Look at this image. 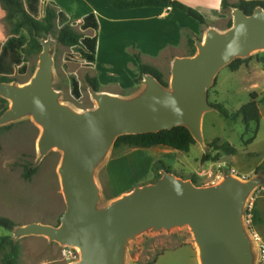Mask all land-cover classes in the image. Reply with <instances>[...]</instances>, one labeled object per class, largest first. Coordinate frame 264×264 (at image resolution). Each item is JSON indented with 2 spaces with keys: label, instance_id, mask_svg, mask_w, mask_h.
<instances>
[{
  "label": "water",
  "instance_id": "95a60500",
  "mask_svg": "<svg viewBox=\"0 0 264 264\" xmlns=\"http://www.w3.org/2000/svg\"><path fill=\"white\" fill-rule=\"evenodd\" d=\"M232 15V27L226 32L210 28L204 41L195 39V56L174 61L172 91L145 75L147 88L138 97L124 100L92 89L97 109L77 113L59 102L47 45L30 83L22 87L0 83L1 97L11 102L0 117V127L31 115L42 129L37 143L41 156L54 149L63 152L58 174L66 210L59 225L17 227L16 239L44 237L50 243L77 248L81 260L72 264H123L124 247L137 234L188 226L200 247L202 264H258V248L245 216L259 180L228 177L219 185L199 187L164 173L155 184L138 187L98 210L93 179L96 165L119 136L184 126L196 142L204 143L203 117L215 110L207 91L216 75L234 60L264 50V8L258 7L250 16L233 8ZM38 41L43 45L41 38Z\"/></svg>",
  "mask_w": 264,
  "mask_h": 264
},
{
  "label": "rangeland",
  "instance_id": "374dc122",
  "mask_svg": "<svg viewBox=\"0 0 264 264\" xmlns=\"http://www.w3.org/2000/svg\"><path fill=\"white\" fill-rule=\"evenodd\" d=\"M226 14V20L207 27L226 32L228 23H233L232 9H227ZM44 18L43 8L40 20ZM80 24V21L71 19L70 25L77 33L90 35V32L80 29ZM11 29L12 25L6 19V12L0 4V50L11 35ZM60 30L61 27L55 20L53 31L41 38L42 50L39 53H25L27 72L24 75L16 73L11 76L8 85L22 87L32 81L40 68L41 55L47 45L48 54L53 60L52 86L59 95V102L77 113H85L98 107L93 98V90L86 81L87 76L99 79L101 89L98 93H106L124 100H132L146 90L144 77L137 81L139 69L137 66L132 67L130 61L123 64L126 66L120 67L122 64L118 65L115 61L116 53L109 50L108 53L102 54L94 67H88L79 59L78 53L59 43ZM25 34L29 38L27 31ZM205 35L197 37V40L204 41ZM184 46V53L181 55L192 57L186 41ZM179 54L170 50L168 55L160 59L158 65L169 83L167 91H172L170 81L174 61L183 58ZM105 61H115L116 64L112 65L120 68L115 71L104 70ZM64 65L68 66V70L64 69ZM70 74H75L80 82V100H76L72 94ZM249 87V84L241 81L240 75L226 66L216 75L214 84L207 91V99L209 103H218L229 113H233L251 100ZM218 92L220 96L217 100ZM8 102L10 106L11 102ZM259 109V134L255 125L247 129L241 119L231 122L216 110L207 112L202 123L204 143L196 142L189 152L160 147H115L114 143L93 172L99 193L97 209L106 208L138 187L155 184L164 173H171L177 178L193 183L195 181L199 187L219 185L228 177H237L246 182L257 179L261 185L250 196L254 198V203L264 202V173L255 174L257 167L264 162V100L259 102ZM41 132V127L31 115L0 127V216L12 220L16 228L33 223L58 226L66 210L58 174L63 152L54 149L42 157L37 148ZM216 138L221 139L220 143L229 142L237 149V153L229 156L213 148L211 143ZM252 138L256 140L249 144ZM204 155L209 158L203 160ZM28 165L37 169L31 181H25L22 176L23 167ZM233 169L237 175L232 173ZM258 230L264 238V229ZM6 235L11 236L13 244L19 249L15 264H72L81 260L77 248L50 243L44 237L28 236L16 239L13 231L9 234L7 230L0 228V238ZM11 250L7 247L0 252V264L7 261ZM123 258V264H200L195 237L188 226L143 231L125 245Z\"/></svg>",
  "mask_w": 264,
  "mask_h": 264
},
{
  "label": "trees",
  "instance_id": "16d2710c",
  "mask_svg": "<svg viewBox=\"0 0 264 264\" xmlns=\"http://www.w3.org/2000/svg\"><path fill=\"white\" fill-rule=\"evenodd\" d=\"M0 4L6 12V19L12 25L11 35L4 42L0 50V83H9L10 77L18 73L24 75L27 72L25 53H39L42 46L38 38L49 35L54 29V21L57 20L61 30L58 34V41L61 45L71 48L79 54V59L88 67H94L96 64L97 49H98V32L99 23L94 13L84 17L80 24L82 31L92 30L93 36L81 35L77 33L70 25L71 17L63 10H59V5L53 0H0ZM112 6L119 10H129L146 7H172L181 12L186 13L190 17L197 20L202 26H208L206 18L195 8L186 6L178 1L171 0H135V1H120L113 0ZM223 9L240 8L246 15L250 16L258 8H264V0H239L236 3H231L230 0H223ZM44 8L45 18L40 20L42 10ZM232 27V21L228 23L227 28ZM25 31L28 32L29 38ZM187 45L191 49V55L196 54L194 34L185 31ZM139 69V82L145 75L153 76L164 88L169 87V83L165 80L164 74L157 68L144 64L141 55L134 54ZM252 57L247 59H236L228 66L232 72L238 71L242 66L248 65ZM64 69L68 70V66L64 65ZM71 82L72 94L76 100L81 98V85L75 74L69 75ZM86 81L89 86L99 92L101 83L97 77L87 76ZM211 104V103H210ZM226 120L236 122L242 120L246 128H251L255 125L258 133L261 113L258 106V95L251 94V100L243 105L238 111L229 113L222 105L218 103L211 104ZM9 109V102L0 98V117ZM252 138L249 144L254 142ZM216 138L211 146L216 150L223 151L226 155L232 156L237 153V149L229 142ZM196 144V140L192 136L187 127H176L173 130L161 131L158 133H148L140 135H123L119 136L115 142V147L125 145L138 149H149L155 147H167L175 151L189 152L191 147ZM209 156L204 155L203 160H207ZM162 164V162H158ZM264 173V162L257 167L255 174ZM37 169L33 166L23 167V179L31 181ZM195 183V181H194ZM197 185V183H195ZM252 223L254 227L262 223L260 213L256 205L252 212ZM0 228L12 232L16 228V224L6 217L0 216ZM10 247L11 253L4 264H15L19 255L18 247L13 244L11 236H3L0 238V252Z\"/></svg>",
  "mask_w": 264,
  "mask_h": 264
},
{
  "label": "crops",
  "instance_id": "0c3cea01",
  "mask_svg": "<svg viewBox=\"0 0 264 264\" xmlns=\"http://www.w3.org/2000/svg\"><path fill=\"white\" fill-rule=\"evenodd\" d=\"M53 1L59 5V10L65 11L68 16L80 23L84 17L94 13L99 23L96 64L100 61L102 54L110 50L116 53L115 61L118 65L122 64L120 67L126 66L123 65L126 61H130L132 67H138L134 57V54L138 53L144 64L159 69L160 59L168 55L170 50L180 53L179 55L184 53L185 31L200 37L206 34L207 29H210L209 27L214 23L227 19L226 10L222 7L223 0H171L197 9L208 21L209 27L202 26L194 18L172 7L171 10L169 7H146L119 11L112 6L113 0ZM238 1L230 0L231 3ZM87 32L91 33L87 36L94 35L92 30ZM101 42L103 43L100 52ZM251 57L248 65L242 66L234 73L240 75L242 82L250 85L248 91L250 99L252 93L258 95L259 106V102L264 100V50L254 53ZM115 61L112 63L105 61L106 69L104 70H118L120 67L116 68L112 65L116 64ZM219 96L220 92L217 93V100ZM255 205L262 219V223L255 229L264 240L258 230V228L264 229V202H256Z\"/></svg>",
  "mask_w": 264,
  "mask_h": 264
},
{
  "label": "built area",
  "instance_id": "2783aa9c",
  "mask_svg": "<svg viewBox=\"0 0 264 264\" xmlns=\"http://www.w3.org/2000/svg\"><path fill=\"white\" fill-rule=\"evenodd\" d=\"M169 10H171V7H169ZM232 173L234 174H238L234 169L232 170ZM254 198L251 197L248 206H247V211H246V216H245V221H246V225L247 228L250 232V235L252 236L257 248H258V252H259V259H258V264H264V240L262 239V237L259 235V233L256 231L253 223H252V214H249L250 212H252L253 208H254Z\"/></svg>",
  "mask_w": 264,
  "mask_h": 264
},
{
  "label": "bare ground",
  "instance_id": "6f19581e",
  "mask_svg": "<svg viewBox=\"0 0 264 264\" xmlns=\"http://www.w3.org/2000/svg\"><path fill=\"white\" fill-rule=\"evenodd\" d=\"M40 127V126H39ZM197 249H198V257H199V262H200V264H202V260H201V250H200V247L197 245Z\"/></svg>",
  "mask_w": 264,
  "mask_h": 264
}]
</instances>
